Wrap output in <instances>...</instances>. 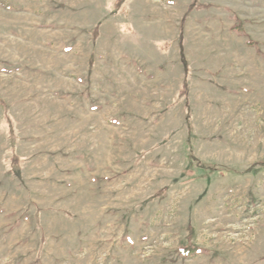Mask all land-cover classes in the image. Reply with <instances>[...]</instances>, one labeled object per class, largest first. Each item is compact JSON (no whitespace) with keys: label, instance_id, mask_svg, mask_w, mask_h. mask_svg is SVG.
<instances>
[{"label":"rangeland","instance_id":"1","mask_svg":"<svg viewBox=\"0 0 264 264\" xmlns=\"http://www.w3.org/2000/svg\"><path fill=\"white\" fill-rule=\"evenodd\" d=\"M262 161L264 0H0V264H264Z\"/></svg>","mask_w":264,"mask_h":264},{"label":"trees","instance_id":"2","mask_svg":"<svg viewBox=\"0 0 264 264\" xmlns=\"http://www.w3.org/2000/svg\"><path fill=\"white\" fill-rule=\"evenodd\" d=\"M260 164H264V161L260 162ZM199 248L197 246L194 245H188L186 247H182L179 252L186 256L189 255L191 252H195L196 250H198Z\"/></svg>","mask_w":264,"mask_h":264}]
</instances>
